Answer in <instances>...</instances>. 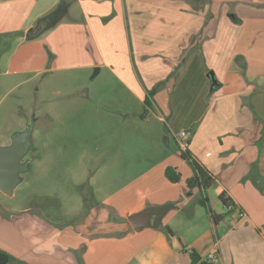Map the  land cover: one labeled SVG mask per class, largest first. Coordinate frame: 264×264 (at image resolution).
I'll return each instance as SVG.
<instances>
[{
  "label": "crops",
  "instance_id": "obj_1",
  "mask_svg": "<svg viewBox=\"0 0 264 264\" xmlns=\"http://www.w3.org/2000/svg\"><path fill=\"white\" fill-rule=\"evenodd\" d=\"M52 11L54 24L28 39ZM12 34L33 49L20 66L105 69L157 113L179 154L175 134L186 131V149L212 175L219 200L206 193L203 209L199 189L187 193L189 164L158 147L155 165L75 226L34 208L0 207V249L12 264H264V0H0V39ZM167 166L179 182L166 179ZM16 187L0 193L13 196ZM155 207L165 208L156 226L131 227L132 214ZM210 252L213 263L204 260Z\"/></svg>",
  "mask_w": 264,
  "mask_h": 264
},
{
  "label": "rangeland",
  "instance_id": "obj_2",
  "mask_svg": "<svg viewBox=\"0 0 264 264\" xmlns=\"http://www.w3.org/2000/svg\"><path fill=\"white\" fill-rule=\"evenodd\" d=\"M15 36L0 39V148L27 127L31 132L20 159L27 167L18 173L13 196L0 193V207L34 208L75 226L105 196L155 165L158 147L178 152L157 113L114 74L75 68L38 72L32 61L20 66L33 49ZM45 53L50 55L46 48ZM240 58L244 63V56L235 61ZM206 193L212 204L219 201L212 186L194 190V198L201 202Z\"/></svg>",
  "mask_w": 264,
  "mask_h": 264
},
{
  "label": "water",
  "instance_id": "obj_3",
  "mask_svg": "<svg viewBox=\"0 0 264 264\" xmlns=\"http://www.w3.org/2000/svg\"><path fill=\"white\" fill-rule=\"evenodd\" d=\"M208 75L211 78L212 88L217 81L213 72H209ZM30 132V127H27L21 133L13 136L10 145L0 148V192L4 194L9 195L14 191L18 182V173L27 167L26 164L20 163V159L27 151ZM164 209V207L145 209L132 214L128 221L133 229L156 226ZM214 215L217 214L214 213Z\"/></svg>",
  "mask_w": 264,
  "mask_h": 264
},
{
  "label": "trees",
  "instance_id": "obj_4",
  "mask_svg": "<svg viewBox=\"0 0 264 264\" xmlns=\"http://www.w3.org/2000/svg\"><path fill=\"white\" fill-rule=\"evenodd\" d=\"M54 17L55 13L52 11L46 15H43L39 17L35 25L28 31L27 33V38L32 39L37 37L42 31L46 30L47 28L51 27L54 24ZM162 84V82L156 84L152 89L148 91V96H151L154 94V92L157 90V88ZM214 88V86H213ZM148 99V98H147ZM180 150L181 157L189 164V166L192 169V175L186 179L185 183L188 189H193V188H198L201 191H205L207 188L211 187L214 183V179L212 175L203 167H201L196 161H194L191 156L189 155L187 149L186 150ZM164 175L166 179L171 182V183H176L179 182L180 180V172L175 168V167H170L167 166L164 170ZM219 199L226 205L228 206L229 201L228 199L224 198L222 193L219 194ZM207 197L206 195L203 196L201 203L206 206L207 205ZM211 212V217L213 220H218V217L215 216L212 211ZM163 230L165 233L168 235L172 234V231L168 226H164ZM191 261L196 262L198 260V256L195 253L194 250L187 251ZM16 259L10 255L9 253L3 251L0 249V264H12L15 262Z\"/></svg>",
  "mask_w": 264,
  "mask_h": 264
},
{
  "label": "built area",
  "instance_id": "obj_5",
  "mask_svg": "<svg viewBox=\"0 0 264 264\" xmlns=\"http://www.w3.org/2000/svg\"><path fill=\"white\" fill-rule=\"evenodd\" d=\"M175 137L177 139V144H178L179 149L186 150L187 145H188V134H187V132L184 130H181L175 134ZM232 208H233V205L231 203H229L228 209H232ZM238 214H239V216L243 215L242 212H239ZM216 259H217L216 254L210 252L206 255L204 260L213 263Z\"/></svg>",
  "mask_w": 264,
  "mask_h": 264
}]
</instances>
